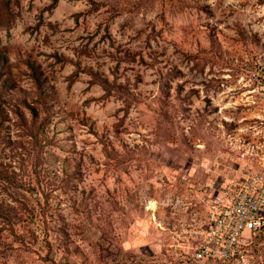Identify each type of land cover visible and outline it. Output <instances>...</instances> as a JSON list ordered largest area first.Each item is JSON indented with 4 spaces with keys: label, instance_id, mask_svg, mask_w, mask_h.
Instances as JSON below:
<instances>
[{
    "label": "rangeland",
    "instance_id": "rangeland-1",
    "mask_svg": "<svg viewBox=\"0 0 264 264\" xmlns=\"http://www.w3.org/2000/svg\"><path fill=\"white\" fill-rule=\"evenodd\" d=\"M0 52L38 106L0 142V264H185L207 200L264 173V0H0ZM264 256V246H256Z\"/></svg>",
    "mask_w": 264,
    "mask_h": 264
},
{
    "label": "built area",
    "instance_id": "built-area-1",
    "mask_svg": "<svg viewBox=\"0 0 264 264\" xmlns=\"http://www.w3.org/2000/svg\"><path fill=\"white\" fill-rule=\"evenodd\" d=\"M208 202L207 232L188 264H264V173L228 184Z\"/></svg>",
    "mask_w": 264,
    "mask_h": 264
},
{
    "label": "trees",
    "instance_id": "trees-1",
    "mask_svg": "<svg viewBox=\"0 0 264 264\" xmlns=\"http://www.w3.org/2000/svg\"><path fill=\"white\" fill-rule=\"evenodd\" d=\"M29 77L32 79L37 92V103L45 113V117L41 120V112L38 106L32 105L27 100H24V105L30 111V119L27 118L20 105L10 106L13 104V94L18 89V83L13 74V68L7 57L0 52V138L5 141L2 136V129L6 120L9 118V107L13 109L16 115L21 120L24 128L28 131L35 142L42 139L48 124L51 122L52 115L50 110L52 106V92L48 84V79L44 76L36 61L28 60L25 62ZM0 142L3 143V140ZM185 263H191L190 258Z\"/></svg>",
    "mask_w": 264,
    "mask_h": 264
}]
</instances>
